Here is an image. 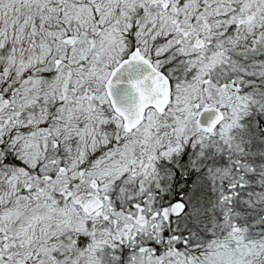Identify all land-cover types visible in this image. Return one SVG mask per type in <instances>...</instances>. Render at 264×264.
Wrapping results in <instances>:
<instances>
[{
    "label": "rangeland",
    "instance_id": "rangeland-1",
    "mask_svg": "<svg viewBox=\"0 0 264 264\" xmlns=\"http://www.w3.org/2000/svg\"><path fill=\"white\" fill-rule=\"evenodd\" d=\"M120 1L0 0V106L10 80L18 82L22 96H35L37 79L22 74L36 59L50 70L58 64L53 57L58 48L63 50L58 70L67 69L61 60H74L79 72L89 73L74 81L73 91L63 92L66 119L77 116L78 106L91 109L85 99L105 101L107 69L121 59L125 39L153 46L155 63L170 83L165 114L149 117L157 119L154 126L146 120L131 134L98 125L97 113H89V124L43 127L39 109L36 117L31 110L40 101L32 98L30 108V100L24 101L26 110H16L21 99L0 108V264H184L191 246L183 241L177 248L176 234L188 227L189 217H172L170 203L180 195L192 212L199 179L190 196L188 190L182 195L185 186L175 183L177 174L194 172L200 183L234 186L242 144L254 135L253 126L263 124L264 0H169L167 6L166 0H139L147 7L141 10L142 26L128 27L123 37L114 18L116 9L123 18ZM198 39L200 49L194 46ZM21 43L32 46L24 49ZM91 75L94 89L87 85ZM44 82L49 87L50 81ZM38 96L46 101L52 95ZM209 105L224 112L211 133L195 123L198 110ZM14 111L15 120L7 125ZM91 160L92 167L80 175ZM208 190V218L223 217L213 201L223 191ZM89 195L108 199L92 216L81 207ZM163 235L167 239L160 242ZM232 256L224 252L219 264Z\"/></svg>",
    "mask_w": 264,
    "mask_h": 264
},
{
    "label": "trees",
    "instance_id": "trees-1",
    "mask_svg": "<svg viewBox=\"0 0 264 264\" xmlns=\"http://www.w3.org/2000/svg\"><path fill=\"white\" fill-rule=\"evenodd\" d=\"M259 121H263L262 126L259 123L256 129L253 126L254 135L244 140L241 154L235 159L234 186L225 188L226 182L218 183L222 185L219 187L223 192L218 199L212 200L222 207L223 217L212 215L213 218H208L210 208L205 205L211 199L208 189L218 186L205 180L200 183L201 176H195L194 172L182 176L177 174L175 183L185 186L182 195L186 190L188 194L192 186H198L199 179L198 189L192 192L194 198L198 197L192 212L180 195L173 199L183 202L182 216L189 217L186 221L188 227L176 234L177 248L184 246L183 241L191 246L183 255L184 264H219L218 257L224 252L236 257L222 260L221 264H264V177L260 178V173H264V119L259 118ZM225 158L222 156L220 162L225 163ZM216 224L222 225L221 229L213 231ZM166 239L167 236L163 235L160 242Z\"/></svg>",
    "mask_w": 264,
    "mask_h": 264
},
{
    "label": "flooded vegetation",
    "instance_id": "flooded-vegetation-1",
    "mask_svg": "<svg viewBox=\"0 0 264 264\" xmlns=\"http://www.w3.org/2000/svg\"><path fill=\"white\" fill-rule=\"evenodd\" d=\"M121 1H120V8H121L123 18L119 17L116 14L119 11L118 9H116L114 12V18L116 19L118 24L121 26V29L123 31L121 36L123 37V36H125L126 30L128 27H132L133 29L137 30L142 26V22L140 20L141 13H142L141 10H144L147 7H146V5H143L142 3H140V5H139V0H128V1H130V3H128V5L126 3L123 4ZM113 2L111 4L112 10L115 9V7L113 6ZM163 4H165V6H167L170 4V1L166 0L165 2H162V5ZM116 15H117L118 19L116 18ZM95 22H96L95 19H93V24H95ZM97 35L98 34H96V32H95L94 36L96 37ZM72 39L73 38H68L67 42L74 41ZM94 39L95 38L89 39L90 40V43H89L90 53H92V51H93V43L95 41ZM40 43H42V45H47L48 42L46 39H42V41ZM17 45L24 46V49H25V46H32V45H25L22 43L17 44ZM124 47H125V51L121 55V59L116 63V65L114 67H110V65H109L110 70L107 69V75H106V79L104 82L105 101L100 102L99 99H96L93 96L89 99H85L86 101H88L90 103V107H91L90 110L88 108H85V107L82 108L81 106H78L79 112H78L77 116L74 115L71 118L66 119L67 116L65 115V112H69V110H67V108H66L67 102H64V100H63V97H65V94L63 92H65L66 89L73 91L74 81L78 80V77H80V76L84 77L85 75H89V73H87L85 71H81L82 74H80L81 72H79V70H78V63L74 64V60L69 61V62H67V61L64 62L63 60H61V62L66 64L65 67L67 66V69L62 70V71L58 70L59 69L58 58L60 56L59 53L63 52L62 48L55 49L54 52L52 50V52L54 53L53 57L55 59V62H57L58 64H54L50 70L42 69V68H44L43 61L36 59L33 66L30 67V69L28 71H26L22 74L25 78L37 79V81L34 83V88H33V94H35V96H26V95L22 96V93L20 92V90L16 86L18 84V82H13L12 80H10V86H9L8 92H7V94L9 96L5 99L4 105L0 106V108L3 109L5 106L8 105V103L10 104L14 100L17 101L18 99L19 100L21 99L22 103H21V105H19L20 107L16 108V110H20V109L26 110L32 106L31 98L33 101H40V105L38 103L34 104V108L33 109L31 108V110L34 113V116L36 117V115H37L36 110L39 109L38 125H42L43 127L55 126L57 128H62L63 126H68V125L72 126V125H77L78 123L89 124L90 122H92V120L89 118V113H94L95 115L97 113V114L101 115V116L98 115L100 117L99 121L101 122L98 125L101 126V124H102V126L116 127L118 129H120V133H121V131H124L125 134H131L133 131H135V129L139 128L146 120H150L151 124L153 123L152 126H154L155 125L154 122L157 119H155L153 121V119H149V117H154V118L159 117L162 114H165V110H163L162 112H159L153 107H147L144 111L142 121L137 126H135L134 128L127 131L124 129L125 125H124L123 117L117 113V111L115 110L114 105L112 103V99H111L109 88H108V83H110L109 81L112 78L113 71L121 62H123L127 59H130L134 52H136L153 69L164 73L163 71H161L159 69L158 65L155 63L156 58L154 56V47L153 46H151V47H148L146 45L143 46L140 43V41L131 42L129 39H127V40L125 39ZM87 57L91 58V56H89V55ZM46 59H47V57H46ZM46 59H45V63H46ZM94 61L95 60L91 61V64H90L91 67H92V63ZM87 77H88L87 85H89V87H90V84H91L92 89H94L93 85L95 84V76L91 75V76H87ZM47 78H49V79L47 80ZM39 79H46L44 81H48V82L50 81L49 87H46L47 84L44 81H41V83H40ZM77 83H78V81H77ZM87 85L82 87V88L84 90L88 91L89 87ZM116 85H118L117 82L113 83V86H116ZM113 86H112V89H115ZM47 91L49 92L50 95H52L51 99H48L45 101V100L39 98V96H38L39 93L40 94H47L48 93ZM0 93H3V88H0ZM17 94H18V96L16 97ZM78 99L82 100L81 97H79ZM26 100H30L29 108L24 107V101H26ZM81 100H74V102L77 103ZM74 102H72V103L74 104ZM84 103H86V102H82L81 104H84ZM15 111H14V113H10L11 114L10 117L7 115V117H8L7 125L11 124V122H13L15 120ZM91 116H92V114H91ZM75 118L78 121H75L74 120ZM4 121H5V119H4ZM74 123H76V124H74ZM150 139H152V137H150ZM106 146H108V144ZM93 156H95V153H93ZM93 162H94V160H91L90 163H88L85 168H82L80 170V175L86 173V171L92 167ZM97 196L100 197L101 199H103L104 205H105L106 201H108L107 198H103L99 195H97ZM174 201L175 200H172L171 203H173Z\"/></svg>",
    "mask_w": 264,
    "mask_h": 264
},
{
    "label": "water",
    "instance_id": "water-1",
    "mask_svg": "<svg viewBox=\"0 0 264 264\" xmlns=\"http://www.w3.org/2000/svg\"><path fill=\"white\" fill-rule=\"evenodd\" d=\"M251 12L248 10L247 15ZM201 39L196 40L195 47L200 49ZM108 88L115 110L124 119L125 130L137 126L147 107L157 111L165 109L169 102L170 86L166 76L153 69L136 52L130 59L121 62L113 71ZM117 82L118 85L113 86ZM112 86L115 89H112ZM224 114L216 106L201 107L195 117L197 127L208 133L213 132L223 121ZM104 202L98 196L87 197L83 201V210L91 215L101 209ZM174 217L184 212V204L179 200L170 207Z\"/></svg>",
    "mask_w": 264,
    "mask_h": 264
}]
</instances>
